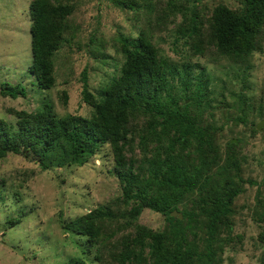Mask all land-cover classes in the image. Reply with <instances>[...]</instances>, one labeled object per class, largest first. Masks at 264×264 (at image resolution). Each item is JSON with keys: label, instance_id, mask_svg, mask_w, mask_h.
<instances>
[{"label": "trees", "instance_id": "trees-1", "mask_svg": "<svg viewBox=\"0 0 264 264\" xmlns=\"http://www.w3.org/2000/svg\"><path fill=\"white\" fill-rule=\"evenodd\" d=\"M69 1L32 0L29 6L28 73L40 90L53 88L54 56L65 34L74 32L69 18L76 5ZM109 1L143 16L135 31L113 38L122 61L95 95L82 72V99L91 107V117H58L49 102L30 112L10 109L15 120L0 119V159L21 156L37 162L41 171L81 167L108 145L120 195L60 223L64 231L87 238L92 264H224L227 252L243 249L246 235L234 230L241 218L255 225L256 236L249 238L264 264V174L257 183L245 178L244 159L232 142L222 155L219 126L205 123L204 115L213 117L209 95L215 89L204 70L195 72L200 64H171L153 44L156 31H174L175 41L184 42L192 57L215 54L243 64L261 51L264 0H237V8L222 1L207 6L206 0H169L165 6L162 0ZM91 41L96 52L100 41ZM94 52L97 60L110 59ZM242 94L238 90L233 96L246 102ZM0 95L24 97L26 88L4 83ZM243 102L239 105L245 111ZM245 185L256 187L252 206H238ZM145 209L164 217L161 230L139 223ZM248 209L251 213H241ZM173 211L182 219L171 216Z\"/></svg>", "mask_w": 264, "mask_h": 264}, {"label": "rangeland", "instance_id": "rangeland-1", "mask_svg": "<svg viewBox=\"0 0 264 264\" xmlns=\"http://www.w3.org/2000/svg\"><path fill=\"white\" fill-rule=\"evenodd\" d=\"M31 1L0 0V89L4 83L26 88L24 97L12 99L0 95V119L14 121L8 110L30 112L43 102H49L58 117L71 114L90 118L92 109L82 99V72L86 71L90 92L95 95L116 73L113 66L119 67L122 61L113 38L129 29L133 31L143 15L140 11L120 10L109 0H70L76 5L69 18L74 32L65 34V42L54 56L53 88L40 90L28 73L32 61ZM168 1L162 0L161 6ZM216 1L231 8L239 6L237 0H206L205 3L213 6ZM167 34L165 30L156 31L153 44L171 64L186 61L200 64L195 72L204 70L210 87L215 89L209 95L215 107L211 111L213 117L204 115L205 123L219 126L216 138L222 155L227 144L234 143L236 154L244 159V177L259 182L264 174V39L261 51L254 52L243 64H234L218 59L215 54L192 57L184 42L175 41L174 31ZM94 38L100 41L96 52L97 46L91 45ZM98 51L110 59L107 62L95 59L92 52ZM244 85L247 89L243 90ZM238 90L246 100L241 101L247 105L245 111L239 105V98L233 96ZM109 150L108 145L103 146L81 167H55L45 171L40 170L37 162L21 156L7 154L0 159V264H69L80 259L92 264L93 254L86 247L87 238L64 231L60 223L111 203L120 195L118 180L110 172L114 163ZM245 186L246 194L238 206L244 202L253 204L256 187ZM138 221L155 231L165 224L162 215L148 209ZM244 221L237 219L234 229L246 235L243 249L227 252L224 264H260L261 250L250 240L256 236V227L250 219Z\"/></svg>", "mask_w": 264, "mask_h": 264}, {"label": "water", "instance_id": "water-1", "mask_svg": "<svg viewBox=\"0 0 264 264\" xmlns=\"http://www.w3.org/2000/svg\"><path fill=\"white\" fill-rule=\"evenodd\" d=\"M261 125H262V123L259 124V125L257 126V128L260 129ZM171 216H173V217H176V216H177V217H179V219H182V214H181V213H178V212H172V213H171Z\"/></svg>", "mask_w": 264, "mask_h": 264}]
</instances>
